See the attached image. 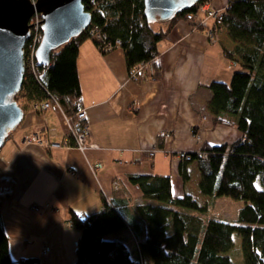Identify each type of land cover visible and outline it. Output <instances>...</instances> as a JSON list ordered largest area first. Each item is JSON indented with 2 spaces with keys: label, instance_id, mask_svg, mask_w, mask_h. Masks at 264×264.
I'll use <instances>...</instances> for the list:
<instances>
[{
  "label": "crops",
  "instance_id": "1",
  "mask_svg": "<svg viewBox=\"0 0 264 264\" xmlns=\"http://www.w3.org/2000/svg\"><path fill=\"white\" fill-rule=\"evenodd\" d=\"M210 1L222 8L229 0ZM169 22L151 24L165 36L156 43L152 62L143 64L145 70L135 79L122 47L103 53L91 37L80 42L76 67L81 118L88 127L86 143L96 147L80 151L72 145L52 147L32 140L39 132L62 141L68 123L60 105L39 111L31 100L25 101L18 128L0 147V217L13 260L36 257L39 264H71L80 231L68 222L69 211L89 215L100 211L104 200L141 224L137 231L128 225L116 235L124 238L129 258L135 259L133 242L142 241L147 228L136 213L144 198L130 175H166L173 195L189 193L197 201L206 198L205 203L218 198L199 193L198 160L185 162L176 153L241 137L234 116L208 109L210 82L228 84L238 68L224 52L234 43L224 27L215 40L208 38L209 19L204 29L194 28L197 25L184 17ZM98 162L101 166L93 168ZM184 163L189 175L185 183L179 173Z\"/></svg>",
  "mask_w": 264,
  "mask_h": 264
},
{
  "label": "trees",
  "instance_id": "2",
  "mask_svg": "<svg viewBox=\"0 0 264 264\" xmlns=\"http://www.w3.org/2000/svg\"><path fill=\"white\" fill-rule=\"evenodd\" d=\"M83 4L91 12L88 28L52 52L48 65H38L36 76L27 70L20 91L32 100L54 97L68 114L80 107L76 60L82 40L91 37L98 44L94 34L111 43L120 40L130 70L138 63L152 62L156 43L165 36V31H154L146 21L143 0H83ZM197 7L183 10L169 24ZM223 15L219 28L224 27L234 43L232 50L224 52L238 62V68L228 84L210 82L208 109L234 116L241 137L203 146L200 150L206 156L192 153V160H198L201 195L244 202L235 221L205 220L202 214L207 206L189 193L173 195L169 176L130 175L144 198L136 213L147 228L146 237L138 243V256L130 259L124 238L116 235L128 225L137 231L141 224L131 222L115 204L104 200L103 208L89 215L69 211L68 222L80 231L71 264H264V0H230ZM186 164L179 168L184 183L189 179ZM235 233L241 237V262L227 254ZM0 264H39L36 257L11 258L1 217Z\"/></svg>",
  "mask_w": 264,
  "mask_h": 264
},
{
  "label": "water",
  "instance_id": "3",
  "mask_svg": "<svg viewBox=\"0 0 264 264\" xmlns=\"http://www.w3.org/2000/svg\"><path fill=\"white\" fill-rule=\"evenodd\" d=\"M200 0H143L149 24L169 22ZM40 17L41 38L34 52L38 64L48 65L51 53L84 32L91 12L83 0H0V147L20 124L23 109L14 99L25 72L24 52L31 17Z\"/></svg>",
  "mask_w": 264,
  "mask_h": 264
},
{
  "label": "built area",
  "instance_id": "4",
  "mask_svg": "<svg viewBox=\"0 0 264 264\" xmlns=\"http://www.w3.org/2000/svg\"><path fill=\"white\" fill-rule=\"evenodd\" d=\"M206 4H208V3L206 2ZM208 5H209V7L207 9H204L201 16L198 15L197 9L195 12L187 13V15H188V18H192V19L196 18L198 25H206V20L208 18H211V20L209 19L210 25L209 26L206 25L207 29L205 31H206V35H209L211 37V40H215L216 37L214 36V32L219 30L220 29L219 26L222 25L221 23H222V19L224 16L223 15L224 9L226 8V6L224 8H221L219 10L217 9L216 11H214L215 8H213L212 4L210 3ZM34 16H36V21H37L36 27H37V29L35 27V30H33V24H32V27L30 29V38L28 40L29 42L27 41V47H28L29 51L31 50L30 53L28 51V53H29L28 56H29V60H30V63L28 62L29 68H30V70L32 69V72H34L36 75L35 69H38L39 64L34 59V52H35V49H36L41 37L39 38V36H38V29L40 28V17L38 14H35ZM208 30H210L211 33H208L207 32ZM212 32H213V34H212ZM95 39L100 41L102 47H104L108 50L113 49L114 47L120 46V44H121L120 40H116L114 43H111L110 41H107L106 39H102L100 34H97V38L95 37ZM142 68H143V64L136 65V66L132 67L129 70L130 77L134 78V79L139 77ZM37 101L38 102L35 101L33 104V107L37 110H43L45 108H48L52 104L58 105V101L54 97H49L47 99H41V100H37ZM66 120L69 123L68 132L66 134L67 137L65 136L62 141L57 142L59 147L60 146L68 147V146L72 145V146L76 147L77 149H79L80 151H84L88 147H96V144L86 143L85 135H87V129L84 126L85 122H83L81 119L80 120L76 119V116H74L73 113L68 114V115L66 114ZM71 121H73V122H71ZM78 128H79L78 136H77L76 140H74L71 137V134L74 135V133L77 131ZM40 138H42V136L35 134L32 136L31 139L35 140V141H36V139H39L37 142L43 143L44 142L43 139H40ZM46 144L48 145V143H46ZM150 152H151V154H153L154 151L151 150ZM181 152H183V153H181V156L185 157L188 160H192V155L190 152H187L184 150H182ZM191 152L197 153L200 157L206 156V151H201V150L198 151L197 150V151H191ZM176 156L179 159L181 158L179 155H177V153H176ZM100 166H101V164L98 162V163H95L92 167L97 168ZM48 250H49L48 247H44L43 252L46 253Z\"/></svg>",
  "mask_w": 264,
  "mask_h": 264
},
{
  "label": "rangeland",
  "instance_id": "5",
  "mask_svg": "<svg viewBox=\"0 0 264 264\" xmlns=\"http://www.w3.org/2000/svg\"><path fill=\"white\" fill-rule=\"evenodd\" d=\"M230 1V0H229ZM228 1V2H229ZM210 0H207V3L208 4H210ZM197 4H198V8H197V11H198V15L199 16H201L202 15V13H203V11H204V9H207L208 7H209V5L208 4H206V0L204 1H202V0H200V1H198L197 2ZM228 4V3H227ZM227 4L225 5V6H227ZM224 6V7H225ZM224 7H222V8H224ZM213 8H215L214 9V11H216L217 9L219 10V9H221V8H218V7H216V6H213ZM210 16V15H209ZM184 18L187 20V21H192L191 19L192 18H188V15L186 14L185 16H184ZM208 19H210L211 20V18H208ZM31 24H33V30H35V27L37 26L36 24H37V21H36V16H32L31 17V19H30V21H29ZM155 25H157V24H154L153 25V27H155ZM204 25H197V27H194V28H196V29H204V28H202ZM36 29H37V27H36ZM207 28H205V30H206ZM221 29H222V26H221V28H220V30H217L216 32H214V36L217 38V34H219L220 33V31H221ZM208 33H211V31L210 30H208L207 31ZM212 34H213V32H212ZM95 35V37L97 38V34H94ZM38 36H39V38L41 37V29L39 28L38 29ZM207 37L208 38H210L211 39V37L209 36V35H207ZM29 40V39H28ZM29 42V41H28ZM26 47H27V45H26ZM26 47H25V52H24V64H25V72H27L28 73V71L27 70H29L30 68H29V64H28V62L30 63V60H29V56H28V54H27V51H26ZM156 55V54H155ZM154 55V56H155ZM154 58V57H153ZM27 59V60H26ZM152 59V58H151ZM29 60V61H28ZM36 67V66H35ZM38 70H39V68L38 69H35V72H36V75H37V72H38ZM31 72H32V69L30 70ZM24 72V73H25ZM34 73V72H33ZM35 75V76H36ZM21 91V90H20ZM17 92V94H16V96L14 97V99L17 101V103L23 108V110H24V108H25V101L26 100H31V102H30V104L32 103V104H34V102L36 101V102H38L37 100H41V99H27L25 96H23V93L22 92ZM47 99V98H46ZM58 105H60L59 104V102H58ZM61 106V105H60ZM63 111H64V109H63ZM64 113H65V115L67 114L68 115V113H66L65 111H64ZM73 119V118H72ZM71 122H73V121H71ZM68 123V122H67ZM85 126V128L87 129L88 127H87V124H85L84 125ZM68 127H69V123H68ZM78 132H79V128L77 129V131L74 133V135H72L71 134V137L74 139V140H76V138H77V136H78ZM11 133V132H10ZM9 133V134H10ZM86 136L87 135H85V140H86ZM66 137H67V135H66ZM182 150H178L177 151V155H179L181 158V160H184V161H191V160H188V159H186L185 157H183V156H181V153H183V152H181ZM184 151H187V152H190L191 153V155H192V152L191 151H189V150H184ZM150 154H151V152H150ZM99 168V167H98ZM197 200V199H196ZM199 201V203L201 204V205H206L207 206V212L205 213V214H202V216H203V218L205 219V220H207L208 218H213V217H215V218H220V219H224V220H228V221H235V219H236V215H237V212H238V210H239V208L240 207H242L243 206V204H244V202L242 201V200H234V199H232V198H230V197H227V196H220V197H218V198H216V200L214 201V200H212L210 203H205V201H207V199L206 198H204V199H199L198 200ZM202 202V203H201ZM212 202H214L213 204H212ZM233 242H234V244H233V247H232V249L230 250V251H228V255L231 257V259L234 261V262H241L242 261V253H241V237H240V235L239 234H237V233H235L234 235H233ZM133 244L135 245V251L137 252V254H136V256H138V251H137V245H139V244H137L135 241L133 242ZM44 249V248H43ZM44 253V252H43Z\"/></svg>",
  "mask_w": 264,
  "mask_h": 264
},
{
  "label": "bare ground",
  "instance_id": "6",
  "mask_svg": "<svg viewBox=\"0 0 264 264\" xmlns=\"http://www.w3.org/2000/svg\"><path fill=\"white\" fill-rule=\"evenodd\" d=\"M195 5H196V4H195ZM195 5H194V6H195ZM194 6H193V7H194ZM192 21H193L196 25H198V24H197V20H196V18H193ZM96 45L98 46V48L100 49V51L103 52V53L109 51L108 49L102 47L100 41H98V44H96ZM110 50H111V49H110ZM32 108L35 109V108L33 107V104H32ZM60 108L63 109L62 106H60ZM22 109H23V108H22ZM45 109H46V108H45ZM35 110H36V109H35ZM43 110H44V109H43ZM43 110H39V111H43ZM23 111H24V110H23ZM73 115L76 116V119H79V120L81 119L83 122H85V120H84L83 118H81V117L83 116V108H82V105H80V107H79L76 111L73 112ZM18 126H19V125H18ZM18 126H17L14 130H16V129L18 128ZM11 132H12V131H11ZM37 133H39V132H37ZM37 133H35V134H37ZM35 134H34V135H35ZM9 135H10V134H9ZM38 135H39V134H38ZM7 139H8V138H7ZM7 139H6V140H7ZM40 139H43V141L46 142V143H48L49 146H52V147H59L58 144H57L58 141H51V140H49L48 138H44V137H42V138H40ZM38 140H39V139H36V141H38ZM4 142H5V141H4ZM2 146H3V145H2ZM45 247H48V246H45ZM48 248H49V247H48ZM48 251H49V250H48ZM48 251H47V252H48ZM47 252H46V253H47Z\"/></svg>",
  "mask_w": 264,
  "mask_h": 264
}]
</instances>
